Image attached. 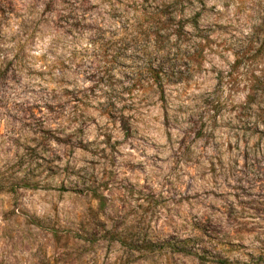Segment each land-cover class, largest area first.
<instances>
[{
  "label": "rangeland",
  "instance_id": "1",
  "mask_svg": "<svg viewBox=\"0 0 264 264\" xmlns=\"http://www.w3.org/2000/svg\"><path fill=\"white\" fill-rule=\"evenodd\" d=\"M264 264V0H0V264Z\"/></svg>",
  "mask_w": 264,
  "mask_h": 264
},
{
  "label": "trees",
  "instance_id": "2",
  "mask_svg": "<svg viewBox=\"0 0 264 264\" xmlns=\"http://www.w3.org/2000/svg\"><path fill=\"white\" fill-rule=\"evenodd\" d=\"M220 263H221V264H230V263H228L227 260H222V261H220Z\"/></svg>",
  "mask_w": 264,
  "mask_h": 264
}]
</instances>
